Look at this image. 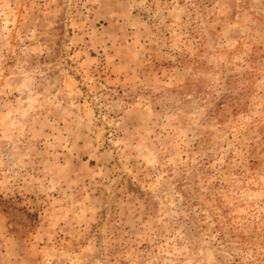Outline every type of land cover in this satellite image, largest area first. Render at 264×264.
Here are the masks:
<instances>
[{"label":"rangeland","instance_id":"374dc122","mask_svg":"<svg viewBox=\"0 0 264 264\" xmlns=\"http://www.w3.org/2000/svg\"><path fill=\"white\" fill-rule=\"evenodd\" d=\"M0 264H264V0H0Z\"/></svg>","mask_w":264,"mask_h":264}]
</instances>
